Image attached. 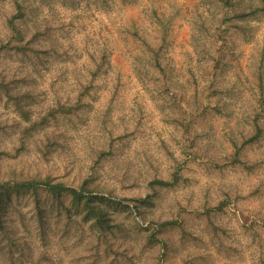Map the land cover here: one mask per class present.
Instances as JSON below:
<instances>
[{"label": "rangeland", "instance_id": "obj_1", "mask_svg": "<svg viewBox=\"0 0 264 264\" xmlns=\"http://www.w3.org/2000/svg\"><path fill=\"white\" fill-rule=\"evenodd\" d=\"M18 1L42 54L32 118L58 101L69 109L16 150L37 157L49 132L56 145L33 171L71 186L90 174L113 201L114 231L101 233L39 193L50 209L46 264H264V19L248 23L245 41L232 28L231 45L192 28L209 14L198 0ZM15 12L14 0H0L1 38ZM14 115L0 101V123ZM254 124L261 134L249 142ZM11 133H0L8 150ZM174 174L168 186L150 183ZM11 204L40 246L33 197Z\"/></svg>", "mask_w": 264, "mask_h": 264}, {"label": "trees", "instance_id": "obj_2", "mask_svg": "<svg viewBox=\"0 0 264 264\" xmlns=\"http://www.w3.org/2000/svg\"><path fill=\"white\" fill-rule=\"evenodd\" d=\"M14 2L16 12L9 18L5 17L3 29L5 35L3 38L0 37V101L11 108L15 114L9 123H0V131L7 133L8 129H11L13 132L11 134H16L18 137V142L14 143L15 148L13 146L12 150H8L5 143H0V262L3 264H46L45 247H48L51 242L49 238L51 229L48 226L50 221L46 220V216L50 209L43 207L39 193L44 192L50 200L58 202L64 207L66 213L81 215L83 219L98 226L101 233L114 231L115 225L110 222L112 213L105 207L113 201L103 196V192L93 184L94 177L90 174L80 178L76 186H71L62 176L54 174V170L33 171L39 161L49 160L50 151L48 148L56 145L57 137H51L49 132L44 137L46 138L45 145L41 146L38 143L35 146L36 151L34 152L37 153V157H23L16 150L20 146H25L36 133H40L44 128L52 125L51 117L60 119L64 113L66 114V110L69 109L66 106L69 102L58 101L54 105L51 104L44 109L48 112L47 115L32 118L36 110L34 108L37 106L36 101L39 99L35 95L40 97L42 92L37 90L39 89L38 85L30 82V78H32L33 68L42 66V54L35 48L37 40L32 37L28 38L27 28L22 27L20 22L26 13L25 6L18 0H14ZM198 2L209 14L206 17L207 21L200 16L194 19L192 28L196 31L198 29L200 32L208 31L213 39L225 43L230 42L231 45H235V43L232 40L227 41V33L232 28L234 32L242 33L243 41H245L248 35V23L261 17L264 19V0H198ZM162 28L165 29L164 24H162ZM231 51L233 52L232 49ZM25 57L30 59L27 62L29 65L27 68V65H22L24 62H17L18 59ZM212 59L216 66L221 63L217 56L213 55ZM155 65L160 68L159 63H155ZM30 68L31 70H29ZM137 71L139 72V69ZM138 76L140 80L143 79L142 74L138 73ZM176 97L183 99V95H176ZM15 116H18L19 119H14ZM260 134V126L254 124V134L248 141L258 139ZM13 150L16 151L12 152ZM178 179V176L174 174L172 181L154 179L150 183L152 186H168ZM23 195H30L34 199L35 225H37L34 230L38 231L40 246L36 239H32L28 235V233L31 235V232H28L29 228L25 225V216L21 214V210L11 204L13 197ZM63 197L70 199L69 206H64L61 202ZM13 208L17 210V216L9 212ZM173 223L176 222H170V224ZM170 224L162 223L161 227ZM64 229L58 233L61 238L66 234ZM51 234L55 235L56 233L52 231Z\"/></svg>", "mask_w": 264, "mask_h": 264}]
</instances>
